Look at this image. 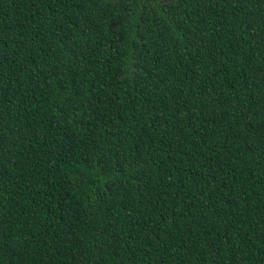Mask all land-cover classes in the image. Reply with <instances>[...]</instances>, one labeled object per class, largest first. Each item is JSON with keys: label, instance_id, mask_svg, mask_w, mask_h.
Segmentation results:
<instances>
[{"label": "trees", "instance_id": "trees-1", "mask_svg": "<svg viewBox=\"0 0 264 264\" xmlns=\"http://www.w3.org/2000/svg\"><path fill=\"white\" fill-rule=\"evenodd\" d=\"M0 264H264V0H0Z\"/></svg>", "mask_w": 264, "mask_h": 264}]
</instances>
